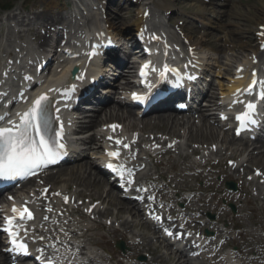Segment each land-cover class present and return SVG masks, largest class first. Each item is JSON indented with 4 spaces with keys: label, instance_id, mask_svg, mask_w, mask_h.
<instances>
[{
    "label": "snow or ice",
    "instance_id": "obj_1",
    "mask_svg": "<svg viewBox=\"0 0 264 264\" xmlns=\"http://www.w3.org/2000/svg\"><path fill=\"white\" fill-rule=\"evenodd\" d=\"M264 27V26H262ZM99 35L103 36V33ZM264 36V32L260 33ZM141 38H143L141 36ZM152 40L160 41L162 38L153 34L151 36ZM113 41L107 38V44L111 45ZM165 48L169 47L167 42H164ZM97 53L95 49L87 55L91 58ZM187 67V65L185 66ZM152 72H157L155 67H152V62L148 61L142 65L140 68V76L147 78L149 75V70ZM175 73L177 77V83L183 79L180 70L170 67L168 64H164L163 68L159 70V77L161 79L166 78L168 73ZM253 79L249 88L251 90L257 83L264 85V80H257L256 73L253 72ZM78 79H83V77H77ZM189 80L195 79L194 76L188 75ZM76 85L71 84L64 87L63 89L55 88L49 89L48 92L41 93L36 96L30 103V106L22 111L15 113V119L12 118L10 113L0 114V178L5 180H16L17 178L32 177L37 175L42 169L49 165L56 164L58 160L64 155L66 151V145L63 142L64 139V123L60 120L59 113L61 111L60 107L56 106L60 103L59 100H55L49 95V93L55 91L61 94L62 100H68L71 98V94L75 92ZM21 100H26L27 98L21 95ZM133 98L137 100H145L147 97L133 93ZM67 105H65L66 107ZM254 103H247L246 111L240 112L236 115L235 119L239 121V127L236 129L237 135L244 129H246L249 124H255L257 121L253 118V113L256 109ZM227 119V117H224ZM57 126L54 127L53 125ZM115 131L119 126L111 125L109 126ZM109 140H113V137L109 136ZM115 144L122 145L125 149H130L131 145L125 143L121 139H115ZM171 147V145H170ZM109 157L119 158L120 150L117 148L115 151H109L107 153ZM233 163V162H229ZM107 167L111 169L118 177L125 180L126 184H134L133 179L134 170L128 168L124 163H113L109 161ZM257 175H260L257 172ZM140 191H147L141 188ZM49 193L48 188H44L40 196L47 199ZM52 195L58 196L60 193L55 192ZM149 199L154 200V196H149ZM9 200H13V197H8ZM64 201L67 203L69 197L64 196ZM27 201L21 206H17L13 203L11 211L14 215L7 216L4 218L3 231L10 236L11 248L6 249L8 251L18 252L22 254H28V244L23 240L18 239L20 236V231L17 229L22 228L20 222H26L34 219V213L27 206ZM95 205H92L94 208ZM162 207V205H161ZM92 208L86 209V211H91ZM47 211L51 212L52 208L48 207ZM171 219V217H168ZM45 220L48 217H44ZM156 220H161L160 216H155ZM23 231L26 233L27 228ZM167 231V229H165ZM171 234V233H169ZM183 235V234H181ZM191 236L192 233H187ZM196 235H199L198 233ZM39 239L43 240L44 237L41 236ZM43 250L41 249V252ZM43 258V257H41ZM47 264H53V261L49 260Z\"/></svg>",
    "mask_w": 264,
    "mask_h": 264
},
{
    "label": "rangeland",
    "instance_id": "obj_2",
    "mask_svg": "<svg viewBox=\"0 0 264 264\" xmlns=\"http://www.w3.org/2000/svg\"><path fill=\"white\" fill-rule=\"evenodd\" d=\"M30 1L31 0H21V1L18 2L17 5H24V3H26V4H27V2L30 3ZM185 1L186 0L182 1L181 3H179V5H181L182 7H185L187 10H190L191 12H196L199 9V7H197V5H196V4H198L197 0H192L190 2H187V1L185 2ZM216 1L219 4H225L227 6V4L224 3L222 0H216ZM233 1L237 2L239 0H233ZM4 2H5V0H4ZM0 3H1V1H0ZM263 4H264V0H248V3H245L243 1H241V2H239L236 5L237 7L235 8V11H243L244 14L242 16H240L239 19L232 18L231 15L228 18L225 17L223 19L224 23L227 25L226 32L228 33V35L231 38L233 36H236L235 32H242L244 35H249L250 36L249 41H247L248 37L238 38L240 43H241V45H242V48H247L248 49V48H251L254 45V39H253L252 31L255 29V25H257L258 22L251 21V20H253V18L251 16L256 14V13L257 14H263L264 13ZM154 9L155 10L159 9L157 4H155ZM228 11H230V8H228ZM233 17H236V16L233 14ZM230 26H231V28L233 27V30H235V31L230 29ZM215 39H216V37H213V38H210L209 41H208V44L211 45L212 49H217V43H216V41H214ZM149 122L153 123L154 120L151 119V120H149ZM159 128L160 129H164V130L169 129L167 126H162V125H160ZM173 128H175V127H173ZM175 131H177V130H175ZM260 161L262 162L263 159H260ZM56 175H58V173ZM55 177H56V180L58 181V183L63 184V183H65V181H68V178L70 176H64L63 179H61V181H60V179H57V176H55ZM105 186H106L105 183L97 186L98 192L101 195L102 194H104V195L106 194V193H104ZM88 192L94 193L92 188H90V191H88ZM108 206H110V205H108Z\"/></svg>",
    "mask_w": 264,
    "mask_h": 264
},
{
    "label": "bare ground",
    "instance_id": "obj_3",
    "mask_svg": "<svg viewBox=\"0 0 264 264\" xmlns=\"http://www.w3.org/2000/svg\"><path fill=\"white\" fill-rule=\"evenodd\" d=\"M85 2H90L91 0H84ZM264 6V5H263ZM142 11V10H141ZM140 11V12H141ZM20 15H24L23 12H19L17 13V16L15 13L12 14V18L15 19V18H18ZM241 15V14H240ZM262 15V14H261ZM259 15V14H256L255 16H253L254 18V21H260L262 19V16ZM113 18V17H112ZM264 19V18H263ZM112 20H107L106 22H111ZM141 21L140 18H137L136 19V23L138 24L139 22ZM261 22H259L258 24H260ZM112 28L116 29V26H115V23L113 22L112 23ZM130 68H131V65L127 66V68L125 69V73L127 74L128 72H130ZM229 71V69H227ZM208 114L207 115H203V119L206 120V122L204 123V126L206 128H202V129H199L197 128L196 132L194 133L195 135H201L199 136V139L201 140H208L209 137H211L209 134H214V129L211 127V126H208L207 124V120H208ZM159 118L163 119L162 116H160ZM96 121H98V119H96ZM169 121V120H168ZM167 122V121H165ZM91 124H94V121L92 120L91 121ZM230 144V143H229ZM86 156H89L86 155ZM264 157V155H262ZM85 157V156H84ZM95 169V166H94V163H91L90 161H83L81 163H79L77 165V168L76 169H72L71 170V174L72 176H74L75 178H83V182H79L78 185H81L84 187V190H89V188H95L98 183H102L104 182V179L102 177H97L98 175L95 173L94 171ZM66 170V169H65ZM68 172V171H66ZM68 174V173H67ZM51 176V175H50ZM61 176V175H60ZM91 176H95V179L92 180V177ZM80 192H84V191H80ZM125 206L124 207H121L119 210H118V215H122L124 213H130L131 212V206H128L126 203H124ZM128 208V209H127ZM134 214H136V212H134ZM125 225H131V226H134V222H130L128 219L125 220ZM0 264H9L7 262V258L4 254H0Z\"/></svg>",
    "mask_w": 264,
    "mask_h": 264
}]
</instances>
